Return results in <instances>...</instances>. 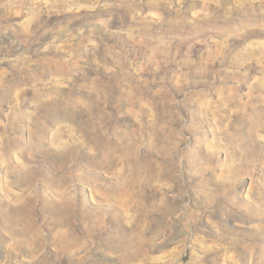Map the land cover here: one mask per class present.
I'll return each mask as SVG.
<instances>
[{
	"label": "rangeland",
	"instance_id": "374dc122",
	"mask_svg": "<svg viewBox=\"0 0 264 264\" xmlns=\"http://www.w3.org/2000/svg\"><path fill=\"white\" fill-rule=\"evenodd\" d=\"M0 264H264V0H0Z\"/></svg>",
	"mask_w": 264,
	"mask_h": 264
}]
</instances>
